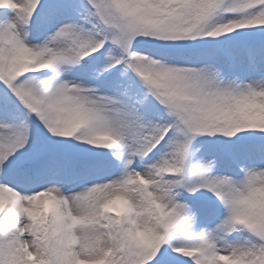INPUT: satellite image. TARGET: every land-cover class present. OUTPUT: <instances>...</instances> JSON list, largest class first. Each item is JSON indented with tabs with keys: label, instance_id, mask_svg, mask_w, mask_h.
<instances>
[{
	"label": "snow or ice",
	"instance_id": "obj_1",
	"mask_svg": "<svg viewBox=\"0 0 264 264\" xmlns=\"http://www.w3.org/2000/svg\"><path fill=\"white\" fill-rule=\"evenodd\" d=\"M0 264H264V0H0Z\"/></svg>",
	"mask_w": 264,
	"mask_h": 264
}]
</instances>
